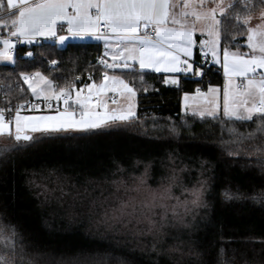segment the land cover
<instances>
[{
    "label": "trees",
    "instance_id": "1",
    "mask_svg": "<svg viewBox=\"0 0 264 264\" xmlns=\"http://www.w3.org/2000/svg\"><path fill=\"white\" fill-rule=\"evenodd\" d=\"M231 3L235 10L222 18L221 44L231 41L247 51L246 34H237L243 25L234 18L246 9L243 0ZM259 13L254 7L253 17ZM102 55L101 43L18 44L15 64L0 65L5 110L34 100L21 72H40L57 88L83 87L90 82L78 84L76 77L87 75L99 83L108 72L120 75L137 95L136 117L127 122L88 133L42 132L31 141L0 138V226H14L18 233L15 257L5 247L6 233H0V256L17 264H264V140L257 133L240 142L237 135L254 132L259 121H226L223 113L215 119L197 116L182 105L185 93L222 88V69L213 64L204 69L197 54L202 75H181L179 86H170L166 75L137 67L109 71L99 62ZM146 168L157 180L175 175L203 191L189 227L162 237V244L106 233L93 222L91 202L108 196L111 181Z\"/></svg>",
    "mask_w": 264,
    "mask_h": 264
},
{
    "label": "snow or ice",
    "instance_id": "2",
    "mask_svg": "<svg viewBox=\"0 0 264 264\" xmlns=\"http://www.w3.org/2000/svg\"><path fill=\"white\" fill-rule=\"evenodd\" d=\"M243 6L245 13L242 16L236 13L234 18L243 25L242 32L237 34H246L247 43L243 47L247 51H241L231 41L222 47L225 34L222 18L228 9L235 10L233 3L225 5L224 0H6V3L0 0V29L7 30V36H0V45H3L0 61L15 64L13 51L17 43L31 45L43 38L64 45L69 39L91 37L103 41L104 55L111 62L101 59L100 64L114 73L118 69L131 70L138 64L141 71L199 76L202 70L194 63V49L198 46L205 62L210 56L211 63L223 69V118L231 122L258 120L254 132L237 135L240 142L255 139L257 133L264 140V0H259L258 5L243 0ZM257 6L261 23L253 27V8ZM197 24L200 25L199 40L195 38ZM27 55L33 53L29 51ZM51 63L55 65L57 61ZM88 78L93 80L91 75ZM20 79L41 103H22L7 109L14 111L12 118L0 108V135L11 136L14 124L16 141H31L32 137L25 134L27 131L88 133L136 117L135 105L131 102L136 92L120 75L105 72L99 84L92 82L79 88L74 85L57 88L40 72L31 75L21 72ZM165 83L179 86L177 78H165ZM109 93L115 95L109 97ZM220 93L219 88L209 87L207 92L197 88L194 95L185 93L184 107H194L193 114L207 113L215 119L221 108ZM116 96L129 101L126 111L110 109L109 100L116 104ZM53 101L57 105L54 109ZM41 104L55 114L21 115L25 108L40 110ZM201 104L207 107L201 108ZM111 183L113 188L102 203L105 217L126 227L132 225L142 234L153 235L161 244L166 230L182 222L193 205L199 206L202 195L201 189L190 188L178 176L157 180L147 168L141 175ZM0 233H6L5 247L15 257L18 243L15 227L0 226ZM0 264H17V261L0 256ZM28 264H39V261Z\"/></svg>",
    "mask_w": 264,
    "mask_h": 264
},
{
    "label": "rangeland",
    "instance_id": "3",
    "mask_svg": "<svg viewBox=\"0 0 264 264\" xmlns=\"http://www.w3.org/2000/svg\"><path fill=\"white\" fill-rule=\"evenodd\" d=\"M232 1L233 0H224V4L227 5V4L231 3ZM259 16H260V13L257 16L253 17V19L251 21V26H256L257 24L261 23V21L259 19ZM99 83H97V84H99ZM119 98L121 99L122 97L119 96ZM131 102L135 105V109L134 110H135V113H136V111H137V100H136V97ZM128 103H129V101L127 100V103H125V105H124V107L126 108V109H124V111L127 110ZM109 107H110V109H117L118 108V104L117 103L116 104H112L111 102H109ZM196 188L202 190L201 187H196ZM202 197H203V195H201L199 206L193 205L191 212L188 213L185 216V218H184V220L182 222L177 223V224H175L174 227H170V228H168L166 230L167 235L170 232H173V231H174L173 234L179 233L181 231L183 232L184 231L183 229L189 227V224H190L189 220H190L191 216L193 215V213L195 211L199 210V208L202 206V200H203ZM104 198L100 199L99 202H96V201H92L91 202V205H92L91 209L94 211L93 212L94 213V221L93 222H94V224H95V226L97 228L103 229L106 233L118 234V235L131 237V238H138V239L143 238V237H145V238H147V237L154 238L153 235L140 233L132 225H129V226L126 227L122 223H117L114 220L106 218L105 215H104V212H103V208H102V203L104 202ZM163 237H166V235L163 236Z\"/></svg>",
    "mask_w": 264,
    "mask_h": 264
},
{
    "label": "crops",
    "instance_id": "4",
    "mask_svg": "<svg viewBox=\"0 0 264 264\" xmlns=\"http://www.w3.org/2000/svg\"><path fill=\"white\" fill-rule=\"evenodd\" d=\"M253 27H255V26H253ZM63 34V33H62ZM197 40H199L200 38H201V36H200V25L199 24H197V30H196V37H195ZM13 42L14 43H16V39L14 38V40H13ZM42 42H55V40L54 39H49V40H45V39H43V38H39V42L38 43H35V44H39V43H42ZM70 42H80V43H101L102 44V46H103V55H102V57L100 58V60L101 59H104V60H108V62H111V60L109 59V57H106L105 55H104V52H105V48H104V43H103V41H98V40H95L94 38H91V37H86L85 39H83V40H81V39H69V40H67L66 42H65V44L64 45H58L59 47H64V46H66L68 43H70ZM56 43V42H55ZM247 43V42H246ZM0 48L2 49L3 48V45H0ZM199 53V47L197 46V48H195L194 49V63H195V58H196V55ZM100 60H99V62H100ZM209 61H210V63H211V57L209 56ZM212 64V63H211ZM0 65H12V64H9V63H7V62H2V61H0ZM213 65H216V66H218V67H220V65H218V64H213ZM103 66V65H102ZM134 67H137L138 69H139V66H138V64L137 65H133V67H132V69L134 68ZM221 69H222V67H220ZM107 70H109V71H112V70H110V69H107ZM116 71H120L119 69L118 70H116ZM143 71H150V72H153V71H151L150 69H145V70H143ZM222 72H223V69H222ZM154 73H156V72H154ZM156 74H163V75H166L167 76V78L168 79H172V78H177L179 81H180V76L181 75H184V76H189V75H192V73H188L187 75H185L184 73H163V72H161V73H156ZM224 75V74H223ZM200 76V75H199ZM224 83H225V77H224ZM167 85H170V86H177V85H174V84H170V83H166ZM224 86V85H223ZM214 88H219L220 90H221V93H220V95H221V108H220V110H219V113H218V115L220 114V113H222V90H223V87L222 88H220V87H216V86H213ZM208 90V89H207ZM207 90H205V91H202V92H207ZM195 94V93H194ZM194 94H189V95H194ZM115 94H113V93H109L108 94V96L109 97H112V96H114ZM136 98H137V95L135 96ZM184 97V96H183ZM116 99H117V104H118V108L117 109H122V110H124V109H126L125 107H124V105H125V103H127V99L126 98H119V96H116ZM35 100V99H34ZM54 103H56L55 101H53ZM109 102H111L110 100H109ZM61 104H62V102H61ZM182 105H183V108H184V110L186 111V112H188V113H190V114H193V112H194V107L193 108H188V109H185V107H184V102H183V98H182ZM62 107H63V104H62ZM200 107L201 108H206L207 107V105H203V104H201L200 105ZM21 115H54V114H42V113H36V114H21ZM194 115H197V116H202V115H200V114H194ZM202 117H212V116H210V115H208L207 113H205ZM11 132H12V135L11 136H15V126H14V124L12 125V127H11ZM26 133H28V134H31L32 136L33 135H35V134H38V133H42V132H31V131H27ZM6 137H10L9 135H0V138H6Z\"/></svg>",
    "mask_w": 264,
    "mask_h": 264
},
{
    "label": "built area",
    "instance_id": "5",
    "mask_svg": "<svg viewBox=\"0 0 264 264\" xmlns=\"http://www.w3.org/2000/svg\"><path fill=\"white\" fill-rule=\"evenodd\" d=\"M63 34H66V33H63ZM5 36H7V35H5ZM12 40H14V38H12ZM18 44H20V43H17L16 44V46L18 45ZM1 49V48H0ZM199 54V63L201 64V66L204 68V69H209V68H211V63H210V61H209V57H208V61L207 62H205V60H204V58L201 56V54H200V52L198 53ZM13 55H15V49H14V51H13ZM90 75H87L86 77H82V76H79L80 77V79L79 80H77L76 79V83H84V82H90V83H92V82H94L93 80H89V77ZM0 97H1V92H0ZM28 102H32V103H41L40 101H36V100H29V101H27L26 103H23V104H26L27 105V103ZM53 103V109L57 106L56 105V103H54V102H52ZM17 106V105H16ZM15 106V107H16ZM59 107L61 108V110H62V107L59 105ZM36 113H42V114H55V111L54 110H52V109H48L46 106H44L43 104H41V108H40V110H29V109H27V108H25L24 110H22V112H21V114H36ZM14 111H13V113L12 114H9V111H7V110H5V115L8 117V118H12V117H14Z\"/></svg>",
    "mask_w": 264,
    "mask_h": 264
},
{
    "label": "water",
    "instance_id": "6",
    "mask_svg": "<svg viewBox=\"0 0 264 264\" xmlns=\"http://www.w3.org/2000/svg\"><path fill=\"white\" fill-rule=\"evenodd\" d=\"M25 134H27V135H30V136L32 137V135H31V134H28V133H25ZM22 141H24V140H22Z\"/></svg>",
    "mask_w": 264,
    "mask_h": 264
}]
</instances>
